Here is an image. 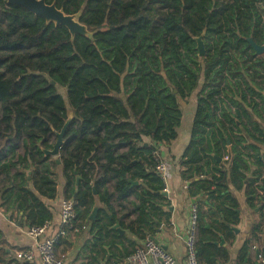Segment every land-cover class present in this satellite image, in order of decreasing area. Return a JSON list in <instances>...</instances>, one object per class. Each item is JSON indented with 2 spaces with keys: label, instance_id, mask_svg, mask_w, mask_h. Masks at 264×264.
Instances as JSON below:
<instances>
[{
  "label": "trees",
  "instance_id": "trees-1",
  "mask_svg": "<svg viewBox=\"0 0 264 264\" xmlns=\"http://www.w3.org/2000/svg\"><path fill=\"white\" fill-rule=\"evenodd\" d=\"M46 1L67 15H80L91 37L72 38L64 26L0 0V178L18 165L33 168L41 197L55 199L56 162H49L44 150H52L72 113L58 160L70 188L66 199L76 204L73 230L80 212L95 205L96 192L102 224L96 241L104 230L106 236L113 232V203L129 202L130 196L139 204L126 228L141 235L164 213L159 146L178 139L181 102L188 104L200 88L180 159L183 178L209 201L226 195L228 207L223 203L216 228L227 238L240 220L230 184L241 190L248 181L249 207L259 209L262 220L251 229L252 241L264 242V54L257 56L248 42L264 46V0ZM203 34L206 55L199 58L195 38ZM231 135L238 139L228 151ZM226 156L228 169L217 162ZM211 164L220 168L209 176ZM17 178L21 184L13 192H19L20 211H29L28 228L51 223L52 213L28 190L26 174L18 171ZM197 209L203 233L198 245L206 246L213 238L205 236L202 222L211 213ZM253 244L244 245L239 264H245ZM221 254L229 258L227 251Z\"/></svg>",
  "mask_w": 264,
  "mask_h": 264
},
{
  "label": "crops",
  "instance_id": "crops-1",
  "mask_svg": "<svg viewBox=\"0 0 264 264\" xmlns=\"http://www.w3.org/2000/svg\"><path fill=\"white\" fill-rule=\"evenodd\" d=\"M256 101L258 102L257 99ZM189 103L181 104L183 117L178 130V139L170 144H161L159 146L160 159L171 163L169 180L165 184L169 197H165V200L161 203L162 212L164 213L154 218L152 225L145 227L141 235H136L129 231L126 226L129 224V219H134L133 214L136 211V206L139 204V201L134 196H130L129 202H123L122 204L114 202L113 207L116 211V224L112 228L113 232L106 236V230H104L102 232L103 239L96 241V229L102 226V224L97 223L101 204L96 201L98 195L94 192L95 205L91 206L90 212L87 214L80 212V218L76 222L79 227L74 230L73 228L68 229L56 245V253L58 256L64 258V264H128L127 254L142 247L148 236L154 238L163 246L174 257L176 264H187L186 246L183 237L189 225L193 206L198 207L208 214L211 213L209 216H205L202 222L206 226L205 236L213 239L208 241L206 246L198 245L201 264H239L238 258L240 252L248 240L254 244L245 264H264V261L256 256V250H260L262 253L264 252L263 239L261 238L257 242L255 240L252 241L251 229L253 226L261 223L262 220L259 209L255 211L249 207V197L247 195L248 181L245 180L242 183L243 188L241 187V190H238L230 184V193L235 196L239 203L238 214L240 220L233 227V237L227 238V236L219 232L216 228L222 222L223 215L220 214V210L224 209L223 203H226V195L222 194L221 199L216 202L209 201L208 196L204 193H197L192 181H185L183 178L182 174L185 169L180 165V159L188 147L191 138L192 126L197 110L196 92L191 97ZM260 106L264 107V104H260ZM233 112H235V109H233ZM232 129L235 133L238 132L233 126ZM231 138L232 143H228V151L232 150V145L238 139L237 136L233 135H231ZM238 148L241 149L240 146ZM224 152L225 150L223 151L222 157L225 156ZM19 153L22 156L24 154L21 150ZM58 158L49 157V162H56ZM217 162L218 164H222L226 169L230 167V160L226 162L223 158L217 157ZM214 168H220V166L211 164L207 169L209 176L216 173L214 172ZM51 169L55 172L51 178L57 182V196L55 199L41 197L32 181L35 176L33 168L27 170L18 165L17 167H12L7 173L1 176L0 264H40L39 262L25 263L17 257L18 251L28 249L34 243L33 239L27 233L29 229L27 226V213L29 211L26 213L21 212L19 209L20 201H15V195H18L19 192L18 190H14L13 192V188L21 184L20 178L14 181V175L18 171L26 174L29 180V184L27 185L28 190L36 196H39L45 204V207L53 215V221L48 225L46 238H52L59 232L61 226V204L66 199L70 188L68 187L61 163L57 164L56 162V166L54 167L52 165ZM239 174L243 175V172ZM248 176L250 177V174L248 175L247 173ZM197 180L195 179V181ZM137 184V186L132 187H138L139 182ZM10 196L12 197L8 199ZM212 203H215L214 207H211ZM225 207H228V203H226ZM95 209H98V213L96 218L92 220L91 215ZM103 222L106 225L109 224L107 217L103 218ZM116 226H118L119 230L115 229ZM201 236H203V233L198 224V240ZM204 250H207V253H204ZM224 251H227L229 258L225 259L222 256L221 252Z\"/></svg>",
  "mask_w": 264,
  "mask_h": 264
},
{
  "label": "built area",
  "instance_id": "built-area-1",
  "mask_svg": "<svg viewBox=\"0 0 264 264\" xmlns=\"http://www.w3.org/2000/svg\"><path fill=\"white\" fill-rule=\"evenodd\" d=\"M159 156V155H158ZM226 162L230 159L224 158ZM171 163L159 160L157 167L160 178L166 184L169 180ZM166 187V185H165ZM75 202L73 200H63L61 204V226L59 232L52 238H46L48 225L42 227H32L27 230L28 235L33 239V245L28 249L17 252V257L22 262H39L40 264H64V258L56 253V245L68 229L73 228V222L76 220ZM198 223L199 215L196 206L191 209V216L187 231L183 237L187 264H200L197 245H198ZM264 261V252L259 256ZM128 264H176L174 257L165 250L154 238L147 237L144 245L137 248L127 259Z\"/></svg>",
  "mask_w": 264,
  "mask_h": 264
},
{
  "label": "water",
  "instance_id": "water-1",
  "mask_svg": "<svg viewBox=\"0 0 264 264\" xmlns=\"http://www.w3.org/2000/svg\"><path fill=\"white\" fill-rule=\"evenodd\" d=\"M9 6H20L25 10L34 13L37 16H41L45 21L50 24L53 23L56 27L64 26L70 32L72 38L76 35H81L87 38L91 37V33L88 32L87 27L79 23L80 15H67L63 10H59L55 3L48 4L46 0H6ZM204 34L198 38H195L197 44V51L199 58H204L206 55ZM249 44L256 52L257 56L264 54V46L257 45L252 39H248ZM73 121V114L70 113L68 120L65 123L61 132L56 133L57 141L54 144L52 150H44L46 157L58 158L60 156L61 149L64 145V138L67 129L70 127ZM219 161V159H218ZM57 164H60L59 160H56ZM79 181L77 180V185ZM132 186H137V182H131ZM164 197H169V194L165 191L162 194ZM98 209H95L91 215V219L94 220L97 216ZM115 229L119 230L118 226ZM260 250H256V256L260 259Z\"/></svg>",
  "mask_w": 264,
  "mask_h": 264
},
{
  "label": "rangeland",
  "instance_id": "rangeland-1",
  "mask_svg": "<svg viewBox=\"0 0 264 264\" xmlns=\"http://www.w3.org/2000/svg\"><path fill=\"white\" fill-rule=\"evenodd\" d=\"M201 85H202V83H201ZM199 90H200V88H199ZM199 90H198V91H199ZM198 91H196V94H197ZM60 93L63 94V95L65 96V91H61V90H60ZM181 104H186V103L181 102ZM189 104H190V103H189Z\"/></svg>",
  "mask_w": 264,
  "mask_h": 264
}]
</instances>
